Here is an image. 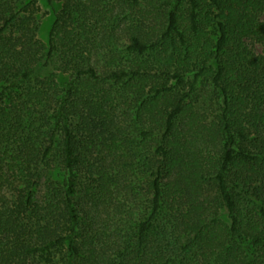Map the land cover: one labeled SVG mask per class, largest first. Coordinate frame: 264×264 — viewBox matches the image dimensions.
Wrapping results in <instances>:
<instances>
[{"label": "trees", "instance_id": "trees-1", "mask_svg": "<svg viewBox=\"0 0 264 264\" xmlns=\"http://www.w3.org/2000/svg\"><path fill=\"white\" fill-rule=\"evenodd\" d=\"M38 1L0 0V264H264V0H46L61 3L48 45ZM208 77L212 122L188 103ZM89 80L132 90L152 144L91 164L72 128ZM131 176L143 195L130 198Z\"/></svg>", "mask_w": 264, "mask_h": 264}, {"label": "rangeland", "instance_id": "rangeland-1", "mask_svg": "<svg viewBox=\"0 0 264 264\" xmlns=\"http://www.w3.org/2000/svg\"><path fill=\"white\" fill-rule=\"evenodd\" d=\"M60 9V2H56L54 6H51L46 0L38 1V11L36 12L37 36L46 45L49 42L56 14ZM102 55L103 53L98 50L93 51L92 54L93 62L101 74L106 65ZM118 63L124 67L131 66L132 59L121 55V62ZM71 79L69 73L58 72V81L63 90H66V86ZM191 80V77L187 78L188 82ZM188 82L178 87L181 94L190 90ZM175 83L176 80L171 79L170 85H175ZM77 84L81 83L78 82ZM83 87L84 91L81 95L73 98L79 106L75 109L72 128L76 141L82 146V151L88 153L87 156L92 165L94 163L101 165L100 161L103 159L105 165L108 166L112 162L121 160V157H132L133 151L137 154L142 152L146 145L152 144L150 139H144L143 133L150 129L153 124H151L150 118L144 114L143 109L140 108L142 101L136 100L135 94L127 88L126 84L118 85L112 82L105 83L103 80H89L86 84L83 83ZM151 88L152 86H147L145 89V98L153 95L151 94ZM188 103L194 110L204 114L209 122L218 117L220 114V95L214 88L212 78L208 77L200 80ZM128 161H131V158ZM131 177L133 182H129L131 183L128 186L129 192L132 190L135 197L136 193L143 195L146 179L142 183L141 178L134 179L133 176ZM53 180L58 185L63 182V178L58 171L54 172ZM91 181L93 179L84 172L78 177V194L75 201L81 205L82 211L85 213H89L92 207L93 198L91 197H93V194L87 191ZM47 184V179L43 178L38 188L39 199L45 197ZM124 196H126V191L123 192V196L122 194L118 195L119 200ZM130 198H134L132 193ZM101 209L105 210L103 207ZM119 212L120 210L117 208L112 212L111 223H109L106 216V211L105 215L102 214L103 218L106 216V223L108 224L106 227L108 229L113 230L117 226L116 223L120 217L117 213ZM103 224L105 223L103 222Z\"/></svg>", "mask_w": 264, "mask_h": 264}]
</instances>
